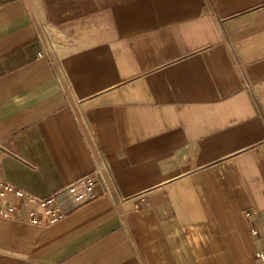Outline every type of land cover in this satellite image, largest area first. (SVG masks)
Here are the masks:
<instances>
[{
	"label": "crops",
	"instance_id": "obj_1",
	"mask_svg": "<svg viewBox=\"0 0 264 264\" xmlns=\"http://www.w3.org/2000/svg\"><path fill=\"white\" fill-rule=\"evenodd\" d=\"M0 176V264H260L264 0H0Z\"/></svg>",
	"mask_w": 264,
	"mask_h": 264
},
{
	"label": "built area",
	"instance_id": "obj_2",
	"mask_svg": "<svg viewBox=\"0 0 264 264\" xmlns=\"http://www.w3.org/2000/svg\"><path fill=\"white\" fill-rule=\"evenodd\" d=\"M45 55V53H40ZM100 171L98 167L91 172L86 173L78 177L75 181L67 185L64 189L67 191L70 200L74 203H81L87 200L93 195L95 186L100 182L98 175ZM56 192H52L45 196L36 195L32 192L26 191L13 183L0 176V196H13L18 198V203L22 205L34 206L29 211L28 221L31 223L40 224L43 222L42 215H48L50 221H55L58 218L64 216L63 211L56 204ZM140 203H136V208H139ZM16 203H9L0 207V216L2 217H14V210ZM36 211H39L40 215H36ZM256 229H252V233H255ZM255 257L260 264H264V241L261 242L256 250Z\"/></svg>",
	"mask_w": 264,
	"mask_h": 264
}]
</instances>
